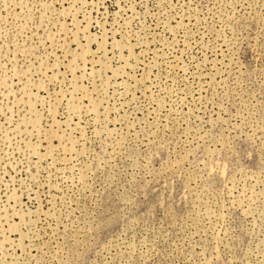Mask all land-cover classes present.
I'll use <instances>...</instances> for the list:
<instances>
[{"label":"rangeland","instance_id":"1","mask_svg":"<svg viewBox=\"0 0 264 264\" xmlns=\"http://www.w3.org/2000/svg\"><path fill=\"white\" fill-rule=\"evenodd\" d=\"M0 264H264V0H0Z\"/></svg>","mask_w":264,"mask_h":264}]
</instances>
